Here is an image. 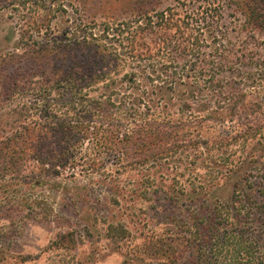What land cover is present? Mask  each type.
<instances>
[{"label":"trees","instance_id":"obj_1","mask_svg":"<svg viewBox=\"0 0 264 264\" xmlns=\"http://www.w3.org/2000/svg\"><path fill=\"white\" fill-rule=\"evenodd\" d=\"M196 1L180 11L167 8L103 23L98 33L86 35L82 60L63 75L57 72L58 94L69 92V103L63 111L52 103L44 115L22 117L20 130L5 142V161L0 153V180L40 183L59 177L62 166L84 161L89 174L102 172L107 162L177 167L188 162L182 151L203 148L205 156L189 160L213 173L214 191L226 179L233 181L228 195L213 201L200 186L201 211L187 214L186 233H175L195 248L187 264H264V39L255 38H264V0ZM223 15L243 17L240 32L252 36L228 40L217 30ZM237 65L259 71H237ZM230 78L244 80V88L228 83ZM35 95L41 102L50 96L41 87ZM38 104L20 109L26 106L30 113ZM201 122L217 124L225 134L210 140L181 134L188 123ZM69 142L71 154L53 147ZM83 145L90 152L78 157ZM155 255L163 258L158 250Z\"/></svg>","mask_w":264,"mask_h":264},{"label":"rangeland","instance_id":"obj_2","mask_svg":"<svg viewBox=\"0 0 264 264\" xmlns=\"http://www.w3.org/2000/svg\"><path fill=\"white\" fill-rule=\"evenodd\" d=\"M192 5L198 2L0 0L3 161L7 137L20 130L23 116L44 115L46 106L52 103L63 111L62 105L69 103V92L58 94L57 72L63 75L75 60H82L86 35L98 33L103 23L133 19L138 13H157L167 8L180 11L181 7ZM242 23L240 15H223L217 30L224 32L231 42L242 41L245 36H252L240 32ZM255 38L264 39L256 34ZM235 69L259 71L244 65ZM230 79L228 83L244 88V80ZM39 87L49 91L50 96L43 102L35 95ZM38 102L41 106L38 104L37 111L26 112V106L20 109L23 104ZM54 129L63 131L56 126ZM181 134H199L201 139L210 140L225 132L217 124L201 122L188 123ZM15 143L23 151L27 148V144ZM69 146L70 142L53 145L56 150L67 151ZM88 152L83 145L76 155L84 157ZM182 153L187 155L188 162L177 167L166 163L122 168L107 162L102 172L89 174L82 165L84 161L77 166H62L58 168L59 177L44 178L40 183L30 179L0 180V264H163L170 257H174L175 264H187L195 248L186 246L183 233H175H186L183 226L187 214L201 211L197 201L201 199L200 186L208 190V199L213 201L216 195H228L233 180L226 179L217 193L213 173L206 174L189 160L199 153L205 156L206 151L188 148ZM205 205L207 208L208 202ZM190 243L193 245L195 240ZM157 250L163 255L159 261Z\"/></svg>","mask_w":264,"mask_h":264}]
</instances>
